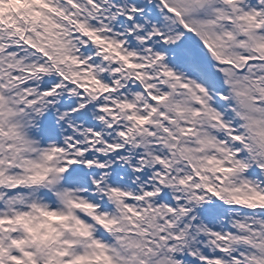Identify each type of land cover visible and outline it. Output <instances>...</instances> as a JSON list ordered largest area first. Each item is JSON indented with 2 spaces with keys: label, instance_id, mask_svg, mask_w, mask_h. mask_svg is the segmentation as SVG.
Here are the masks:
<instances>
[{
  "label": "snow or ice",
  "instance_id": "6c2138e0",
  "mask_svg": "<svg viewBox=\"0 0 264 264\" xmlns=\"http://www.w3.org/2000/svg\"><path fill=\"white\" fill-rule=\"evenodd\" d=\"M0 264H264V0H0Z\"/></svg>",
  "mask_w": 264,
  "mask_h": 264
}]
</instances>
